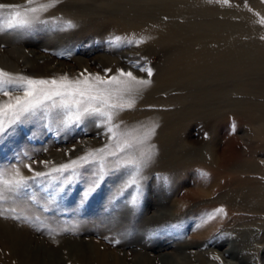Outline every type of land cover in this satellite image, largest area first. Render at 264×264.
<instances>
[{"label": "rangeland", "instance_id": "obj_1", "mask_svg": "<svg viewBox=\"0 0 264 264\" xmlns=\"http://www.w3.org/2000/svg\"><path fill=\"white\" fill-rule=\"evenodd\" d=\"M166 1L168 7L161 0H60L42 18L71 20L76 27L60 31L36 24L30 31H0V58L8 63L0 69L36 79H76L124 68L157 85L171 55L150 39L165 34L166 24L181 29L173 43L184 48L225 26L239 36L251 28L264 43V0ZM114 36L144 42L111 47ZM135 62L147 64L153 75L133 68ZM191 62L185 66L189 74L173 76L172 85L157 93L142 91L135 106L114 119L121 128L159 125L150 141L155 156L143 171L139 207L129 204L135 186L121 192L128 168L111 166L83 205L92 166L63 193L55 184H34L20 199L58 233L0 216V264H97L96 254L109 264H264V54H223L202 68H192L197 59ZM98 122L89 117L61 130L54 118H31L0 139V169L17 163L24 152L61 164L114 143ZM32 167L47 170L39 163ZM21 171L32 175L23 166ZM220 207L224 213L196 227L205 213ZM230 245L236 257L223 254Z\"/></svg>", "mask_w": 264, "mask_h": 264}, {"label": "snow or ice", "instance_id": "obj_2", "mask_svg": "<svg viewBox=\"0 0 264 264\" xmlns=\"http://www.w3.org/2000/svg\"><path fill=\"white\" fill-rule=\"evenodd\" d=\"M58 3L60 0H47L43 3L39 0H25L24 5L0 3V31H30L36 24H52L60 31L74 29L76 25L71 20L42 18L43 13ZM223 3H229V0H223ZM260 23L264 25V18H261ZM143 42V37L114 36L108 40L111 47L125 44L139 46ZM132 67L147 73L148 77L153 75V69L147 64L135 62ZM111 71L112 69H104L103 76L99 73H82L76 79H70L67 75L59 79H36L0 69V95L8 98L0 100V139L14 131L17 125L34 117L54 118L62 126L61 130L79 125L86 118L97 117V126H106V132L110 134L109 140L114 142L89 150L84 155L61 164L47 160L36 161L28 152H24L17 163L0 169V216L22 220L33 226H45L49 228L50 234H57V229L46 225L40 216L31 212L27 203L21 201V194L26 193L34 184H55L57 191L63 193L65 185L74 183L83 174L82 170L89 166L93 167L92 177L82 193L81 205L97 191L111 166H114L117 169L132 170L121 192L135 186L136 193L129 204L133 208L139 207L143 171L155 156L156 146L150 141L159 125L150 122L132 128H121L114 119L120 112L135 106L136 98L151 84V80L124 68L116 69L114 75H107ZM109 157L115 159L109 160ZM25 159L31 163H25ZM35 163L44 165L47 170H34L32 165ZM49 165L52 166L48 167ZM21 166L32 175H25ZM163 179L168 181L166 176ZM29 200L34 201L35 197H29ZM221 213H224L223 207L205 213L196 227H201ZM69 230L59 229L60 232ZM112 243L115 245L120 241L117 239Z\"/></svg>", "mask_w": 264, "mask_h": 264}, {"label": "bare ground", "instance_id": "obj_3", "mask_svg": "<svg viewBox=\"0 0 264 264\" xmlns=\"http://www.w3.org/2000/svg\"><path fill=\"white\" fill-rule=\"evenodd\" d=\"M1 1L7 2L10 0H0V2ZM161 2V4L165 7H168L170 5V2L166 0H161ZM181 27L182 26H180L179 28ZM165 28L167 30L166 33L163 35H159L158 33L152 34L150 43L157 44L161 49H167V51H170L171 59L168 61V66H166V69H168V71L164 75H162L163 77L162 79L160 78L161 81L159 82V84L152 85L153 83H151L146 89L143 90L145 92H149L148 95H151L152 93H157L160 89L166 88L168 85H172L170 83L172 81L173 76L179 75L181 73L182 76H184V74H189V70L185 71V66L189 65V63H192L191 60L197 59V62H193L194 64H196L192 68H202L208 63L209 59L219 57L223 54L232 55L237 51L243 53H256L259 55L262 53L264 54V43L260 45V40L257 39V31L252 30L251 28L245 29L244 34L242 36H239L236 35L234 31L228 30L229 28L226 26L222 27L221 29H218V27L212 29L213 31H209V33H206L203 37H200V40H198L199 42L197 43V45H195V47L191 46L187 48L175 45L173 43L176 38H178V36L181 34V29H178L168 24L165 25ZM208 39H211L210 44L206 42V40ZM0 63L6 66L8 65L7 61L2 58H0ZM177 78L175 77V80H178ZM116 118L120 119L121 117L118 115L116 116ZM130 123H134L133 119L130 120ZM20 251H22L21 254L24 255V258L27 259L28 257H26V254L24 253H27L28 249L24 248ZM235 252V247L233 245H230L226 249V251L223 252V254L226 256L236 257ZM97 255L98 254H96V257H94L95 260L92 259V262H95L97 264H109L108 259L101 258L100 255ZM243 261L244 260H240V262Z\"/></svg>", "mask_w": 264, "mask_h": 264}]
</instances>
